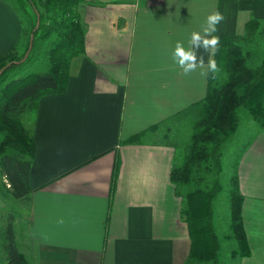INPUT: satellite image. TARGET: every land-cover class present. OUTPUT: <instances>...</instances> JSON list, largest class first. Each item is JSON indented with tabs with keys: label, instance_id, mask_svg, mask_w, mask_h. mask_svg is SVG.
<instances>
[{
	"label": "crops",
	"instance_id": "0c3cea01",
	"mask_svg": "<svg viewBox=\"0 0 264 264\" xmlns=\"http://www.w3.org/2000/svg\"><path fill=\"white\" fill-rule=\"evenodd\" d=\"M78 10L85 51L71 60L67 89L23 117L36 150L29 213L13 220L17 247L30 264H186L189 224L170 178L176 148L126 140L205 97L209 54L197 53L203 72L185 76L171 59L176 43L187 47L214 11L224 19L213 35L243 33L252 17L262 26L264 0H82ZM23 27L15 5L0 0V56L18 54ZM237 175L251 252L232 258L264 264L261 125ZM6 206L0 194L4 226Z\"/></svg>",
	"mask_w": 264,
	"mask_h": 264
},
{
	"label": "trees",
	"instance_id": "16d2710c",
	"mask_svg": "<svg viewBox=\"0 0 264 264\" xmlns=\"http://www.w3.org/2000/svg\"><path fill=\"white\" fill-rule=\"evenodd\" d=\"M13 1L32 20L29 31L25 27L22 30L21 39L29 34L23 53L18 55L13 49L0 56V174L6 179L0 181V194L6 200L14 198L29 204L32 190L29 172L36 145L23 117L35 112L41 96L67 89L71 60L85 51L87 27L78 10L82 0H43L45 11L39 10L35 0ZM261 28V22L252 17L244 33L215 34L220 38V46L212 59L220 70L209 72L205 97L126 140L127 143L172 144L176 148L170 178L175 193L183 199L182 215L189 224L191 251L186 264L195 259L220 264L221 244L214 229V202L223 189L222 149L238 130L240 109H247L264 128V58L258 65L250 66L247 63L250 53H244L242 47V40L253 39ZM39 42L49 47L48 70L11 77V71L31 58ZM186 113L193 116V129L189 142L181 148L177 142L170 141V128L166 126L169 119ZM237 180L236 175L229 198V227L230 237L238 244L233 254L242 257L251 251L242 214L244 197ZM13 220L12 215L7 220L3 264H30L17 247Z\"/></svg>",
	"mask_w": 264,
	"mask_h": 264
},
{
	"label": "rangeland",
	"instance_id": "374dc122",
	"mask_svg": "<svg viewBox=\"0 0 264 264\" xmlns=\"http://www.w3.org/2000/svg\"><path fill=\"white\" fill-rule=\"evenodd\" d=\"M21 13L23 19L24 27L29 31L31 26V20L29 14L25 13L19 3L9 0ZM40 11H45V6L43 5V0H35ZM28 10L29 7L27 6ZM32 10V9H31ZM30 11V10H29ZM261 31L255 35L253 39L246 38L242 40L243 52H249L250 55L247 59V63L250 66H256L260 63L261 59L264 58V21H262ZM245 31H243L244 33ZM28 32L23 36V42L20 43L21 47L18 51V54H22L25 50V42L28 39ZM31 58L24 63L17 70H13L10 73V76L14 74L25 73L26 75H36L38 73H43L48 70V54L49 47L47 43L39 42L38 47L31 52ZM264 106V100H263ZM25 116H31L25 115ZM24 116V118H25ZM240 124L236 133L227 141L223 146V155L221 158L222 171H221V183L223 189L218 194L214 202V229L220 240L221 250L219 253L220 264H237V259L233 252L238 248L237 241L234 238L230 237V193L233 188V178L237 175L238 162L241 156V153L245 150L247 145L250 142L251 137L258 133L260 122L256 120L250 112L241 108L239 111ZM29 118V117H28ZM262 126V125H261ZM166 127L170 128V141L177 142L181 148L184 147L186 143L189 142L190 136L193 129V116L190 113L181 114L169 119ZM2 134L0 133V140ZM182 152V151H181ZM238 179V175H237ZM5 178L0 174V181L5 182ZM238 181V180H237ZM29 213V204L27 202L18 201V200H7L6 209L2 217L9 219L12 215L14 218L20 216L25 219ZM26 220V219H25ZM24 220V221H25ZM6 226L4 224L0 225V263L4 261L2 256L3 244L6 241ZM238 257V255L236 256ZM208 261L202 260H191L189 264H208Z\"/></svg>",
	"mask_w": 264,
	"mask_h": 264
},
{
	"label": "clouds",
	"instance_id": "9594fccd",
	"mask_svg": "<svg viewBox=\"0 0 264 264\" xmlns=\"http://www.w3.org/2000/svg\"><path fill=\"white\" fill-rule=\"evenodd\" d=\"M224 17L220 11H214L207 15L201 29L192 31L187 41V47L183 42L178 41L171 52V59L174 65L182 70V74L187 76L200 69L205 70L204 55H197L201 49L204 53L209 54L206 70L211 73L219 72L217 62L212 59V54L219 49L220 38L213 35L217 31V26L220 25Z\"/></svg>",
	"mask_w": 264,
	"mask_h": 264
},
{
	"label": "water",
	"instance_id": "95a60500",
	"mask_svg": "<svg viewBox=\"0 0 264 264\" xmlns=\"http://www.w3.org/2000/svg\"><path fill=\"white\" fill-rule=\"evenodd\" d=\"M31 42H32V39H31ZM28 54V53H27Z\"/></svg>",
	"mask_w": 264,
	"mask_h": 264
},
{
	"label": "built area",
	"instance_id": "2783aa9c",
	"mask_svg": "<svg viewBox=\"0 0 264 264\" xmlns=\"http://www.w3.org/2000/svg\"><path fill=\"white\" fill-rule=\"evenodd\" d=\"M8 185H9V183H8Z\"/></svg>",
	"mask_w": 264,
	"mask_h": 264
}]
</instances>
